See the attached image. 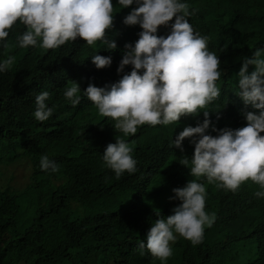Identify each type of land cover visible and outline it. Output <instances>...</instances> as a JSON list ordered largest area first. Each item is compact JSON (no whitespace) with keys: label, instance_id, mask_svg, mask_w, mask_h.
Listing matches in <instances>:
<instances>
[{"label":"trees","instance_id":"1","mask_svg":"<svg viewBox=\"0 0 264 264\" xmlns=\"http://www.w3.org/2000/svg\"><path fill=\"white\" fill-rule=\"evenodd\" d=\"M192 15L188 18L196 31L208 35L215 51L221 57L222 75L217 81L238 85L236 75L242 66V58L251 57L256 48H264V0H187ZM114 20L121 9L113 0ZM157 31L166 36L171 24ZM17 22L9 31L7 40L16 44V36L23 32ZM118 30L125 31L120 36ZM139 25L117 24L108 36L117 43V49L107 51L100 43L90 49L64 46L58 51L69 53L68 68L60 80L70 86L76 80L84 91L89 83L108 80L122 59L123 46L138 38ZM0 48V58L16 57L19 74H23L34 56L43 48ZM109 52L112 64L97 69L91 57L97 52ZM254 66H249V73ZM127 73V72H125ZM124 73H119L121 76ZM18 73H0V264H119L122 252H134V247L123 242L139 241L144 221L156 220L157 213L169 206L167 198L173 189L183 187L188 180L197 179L179 163L184 156L192 157L187 143L183 151L170 146L178 130L189 126L187 116L167 126L142 125L135 135L123 137L114 130L111 118L103 117L80 93V103L72 105L63 94L48 100L54 107L46 121H36L33 116L34 98L26 88L16 85ZM222 81V82H221ZM36 81L35 86L41 85ZM26 91V92H25ZM90 132L83 133V130ZM116 137L124 138L132 147L137 160L134 173L125 172L117 178L107 168L102 155ZM190 141V139H189ZM47 154L59 165L58 172L42 171L39 158ZM25 162L28 182L18 188L15 185L16 169L10 165ZM207 191L206 211L216 216H230L228 224L245 216L250 206V194L255 186L250 180L236 195L229 190L216 189L200 177ZM14 184V185H13ZM73 204L83 207L87 215L80 227H74ZM78 208H74L77 210ZM262 239L264 220H257L243 232ZM245 230V229H244ZM232 229L214 227L203 244L190 245L181 237L172 245L173 259L166 264H256L264 257V239L239 253L241 233ZM148 261L134 255L125 264H161L149 253Z\"/></svg>","mask_w":264,"mask_h":264},{"label":"clouds","instance_id":"2","mask_svg":"<svg viewBox=\"0 0 264 264\" xmlns=\"http://www.w3.org/2000/svg\"><path fill=\"white\" fill-rule=\"evenodd\" d=\"M121 9L114 20L113 0H0V48L40 47L28 69L19 74L16 57L0 58V73H18L16 85L34 98V119L48 120L54 105L51 96L58 94L72 104L80 103L82 92L103 117L111 118L114 130L123 137L135 135L142 125H170L187 116L189 126L178 130L170 146L183 151L187 143L192 157L184 156L179 163L197 179L188 180L183 187L174 188L169 206L158 212L157 219L144 221L139 241L123 242L134 247V252H122L119 264H125L134 255L148 261L149 253L166 264L173 259L176 243L181 237L190 245H201L214 227L232 229L241 233L239 253L257 243L259 239L250 228L257 220H264V48H256L251 57L242 58L236 79L238 85L220 83L221 57L208 35L196 31L189 22L192 12L187 0H116ZM171 24L166 36L157 31ZM23 32L16 36V44L7 38L17 23ZM117 24L139 25L142 31L132 43V37L123 38L122 59L118 60L112 76L95 86L89 83L84 91L76 80L70 86L61 82L67 71L69 53L58 49H90L99 43L107 51L117 49V43L108 36ZM120 36L125 31L118 30ZM37 47V48H38ZM97 52L90 59L97 69L109 67V52ZM254 70L249 73V66ZM127 72V73H125ZM119 73H124L121 78ZM42 84L35 86L36 81ZM222 82V81H221ZM90 129L82 132H90ZM190 139V141H189ZM133 149L122 137L109 143L102 155L105 166L119 178L125 172L137 170ZM10 169L26 172L30 166L16 162ZM42 171H59V165L47 154L39 158ZM204 177L216 189L229 190L234 195L250 180V206L245 216L228 224L230 216L206 211L207 191L199 182ZM78 208L77 204H73ZM73 211L74 227H80L89 212L83 207ZM245 229V230H244ZM172 245V246H171ZM111 264V262H109ZM186 264L187 259H179ZM256 264H264V257Z\"/></svg>","mask_w":264,"mask_h":264},{"label":"rangeland","instance_id":"3","mask_svg":"<svg viewBox=\"0 0 264 264\" xmlns=\"http://www.w3.org/2000/svg\"><path fill=\"white\" fill-rule=\"evenodd\" d=\"M27 182H28L27 172H22L20 170H17L16 178H15V185L18 188H22Z\"/></svg>","mask_w":264,"mask_h":264}]
</instances>
